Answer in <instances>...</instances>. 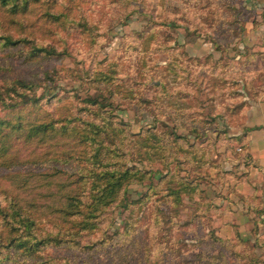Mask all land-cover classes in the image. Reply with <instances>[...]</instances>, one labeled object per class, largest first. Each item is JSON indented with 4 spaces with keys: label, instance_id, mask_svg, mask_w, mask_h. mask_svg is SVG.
I'll return each mask as SVG.
<instances>
[{
    "label": "rangeland",
    "instance_id": "obj_1",
    "mask_svg": "<svg viewBox=\"0 0 264 264\" xmlns=\"http://www.w3.org/2000/svg\"><path fill=\"white\" fill-rule=\"evenodd\" d=\"M245 11L240 0H38L24 27L0 8V34L18 41L0 42V92L26 80L46 94L35 105L0 95L11 123L0 133V207L45 212L31 255L10 240L23 227L8 233L0 215V264H264L258 229L217 230L239 177L242 108L264 89ZM38 120L67 132L26 139ZM95 130L103 163L137 173L79 229L53 206L63 180L86 185L84 136Z\"/></svg>",
    "mask_w": 264,
    "mask_h": 264
},
{
    "label": "trees",
    "instance_id": "obj_2",
    "mask_svg": "<svg viewBox=\"0 0 264 264\" xmlns=\"http://www.w3.org/2000/svg\"><path fill=\"white\" fill-rule=\"evenodd\" d=\"M38 0H0V8L6 9L7 13L11 17L17 16L19 22H23L22 26H26V13L30 11V7L33 3ZM57 15V14H56ZM54 14L53 18H58L59 15L56 16ZM21 16L23 17L21 19ZM52 16V15H51ZM21 19V20H20ZM0 42L4 45L15 44L18 41H13L9 34H0ZM37 84L33 82H29L26 80H17L10 85L9 90H2L0 95H6L8 97H12L11 94H15L16 96L23 97V104H37L40 100L46 96V94H41V96H35ZM7 91V92H5ZM27 91V92H26ZM11 99V98H10ZM2 101V100H1ZM87 101L91 105L98 104L96 100H91L90 98ZM3 104V101H2ZM11 125L10 122L0 120V133L2 130L7 128V126ZM21 125V124H20ZM99 124L90 123V126H94L98 130ZM102 125V124H101ZM104 130L105 134L106 129L101 126ZM24 131V136L26 139H43L49 135H55L57 133L65 134L67 132V128L65 126H61L60 128L54 126L53 121H35L27 124V126L22 128ZM97 130L85 135V142H91L94 148L92 153L89 154L88 160H91L92 169L88 171V173L81 176V180L86 178V185L78 184L77 181L68 182L67 180H63L60 184L59 191L61 194L57 199V203L55 207L53 206V211L59 215L63 220L66 218H71L72 222L79 229H86L91 226L92 217L96 216V211L103 207L109 206V204L113 201L114 197L117 195L119 190L124 191L125 188V180L130 177L132 173L136 174L137 171H131L132 169L126 168L124 170H117L116 168H111V165H107L103 163L105 158H102L100 150V143L96 139L95 136L98 137L99 133ZM102 134V135H104ZM0 137V148H4L5 139L7 138V134H1ZM101 139V138H100ZM105 156V153L103 154ZM62 171V170H61ZM60 172V170H57ZM46 175V174H43ZM40 210V211H39ZM38 212L39 215H45L44 211L39 209L38 206L34 203L22 204L20 201H14L11 205H8L6 208L0 207V215L3 220H5V228L8 230V233L13 234L14 231H18L19 227H23L25 230L24 238L19 236L10 237L11 243L13 241V246L15 249H23L26 255H31L35 253V247L37 245L41 246L42 243L40 240H34L32 235V227L35 225L36 214Z\"/></svg>",
    "mask_w": 264,
    "mask_h": 264
},
{
    "label": "crops",
    "instance_id": "obj_3",
    "mask_svg": "<svg viewBox=\"0 0 264 264\" xmlns=\"http://www.w3.org/2000/svg\"><path fill=\"white\" fill-rule=\"evenodd\" d=\"M245 7V30L242 38L251 42L259 68L264 71V0H240ZM245 42V41H244ZM253 51V50H252ZM240 128L236 133L238 170L229 191L224 194L227 207L218 220L217 230L222 237H231L233 229L240 234L254 233L264 245V89L242 108ZM238 153V154H237Z\"/></svg>",
    "mask_w": 264,
    "mask_h": 264
}]
</instances>
